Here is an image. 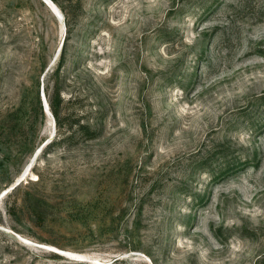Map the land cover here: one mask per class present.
<instances>
[{"label": "rangeland", "instance_id": "rangeland-1", "mask_svg": "<svg viewBox=\"0 0 264 264\" xmlns=\"http://www.w3.org/2000/svg\"><path fill=\"white\" fill-rule=\"evenodd\" d=\"M0 264H264V0H0Z\"/></svg>", "mask_w": 264, "mask_h": 264}, {"label": "trees", "instance_id": "trees-1", "mask_svg": "<svg viewBox=\"0 0 264 264\" xmlns=\"http://www.w3.org/2000/svg\"><path fill=\"white\" fill-rule=\"evenodd\" d=\"M47 97H48L47 100H48L49 109L51 110V113L55 118V122L57 126L59 128L64 127V124L61 120L60 109L62 105V100H61V93L59 89L54 90L53 93H51V95L47 93Z\"/></svg>", "mask_w": 264, "mask_h": 264}, {"label": "bare ground", "instance_id": "bare-ground-1", "mask_svg": "<svg viewBox=\"0 0 264 264\" xmlns=\"http://www.w3.org/2000/svg\"><path fill=\"white\" fill-rule=\"evenodd\" d=\"M49 2H50V1H49ZM49 2H48V5H50ZM27 173H29V172H27V170H26V171L20 176L18 182H20V181H22L23 179H25V178L27 177ZM28 175H29V174H28ZM101 263H102V262H101Z\"/></svg>", "mask_w": 264, "mask_h": 264}, {"label": "water", "instance_id": "water-1", "mask_svg": "<svg viewBox=\"0 0 264 264\" xmlns=\"http://www.w3.org/2000/svg\"><path fill=\"white\" fill-rule=\"evenodd\" d=\"M45 106L48 108V104L46 103V101H45Z\"/></svg>", "mask_w": 264, "mask_h": 264}]
</instances>
